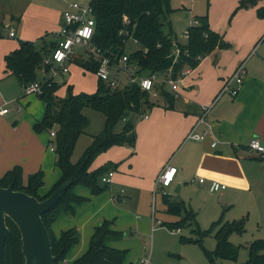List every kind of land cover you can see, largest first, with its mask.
<instances>
[{
	"label": "crops",
	"instance_id": "1",
	"mask_svg": "<svg viewBox=\"0 0 264 264\" xmlns=\"http://www.w3.org/2000/svg\"><path fill=\"white\" fill-rule=\"evenodd\" d=\"M60 1L64 10L71 2ZM36 5L31 1L26 5L23 20L13 16L17 19L13 20L17 22V28L10 27L8 41L3 42L5 45L0 51V177L15 166H21L23 173L28 175L38 171H48L51 165L58 171L54 150L50 149L52 151L50 155L45 147L46 140L34 129L35 123L41 121L44 116L46 109L44 101L37 93L21 92V88L25 87L18 77L6 71L5 56L19 47L20 40L39 43V38L44 37L46 43L54 42L61 28L64 10L52 20L45 14L38 16L36 13L41 12V9ZM52 22L57 24L55 30L53 24L49 25ZM192 22L194 24L195 20ZM209 22L211 29L217 32L212 19H209ZM12 30L15 31L14 36L10 35ZM47 33L50 34L46 36ZM186 33V41L182 42L178 36H175L176 43L187 44ZM16 38H19L18 43L10 40ZM263 45L264 35L258 41L246 39L238 48H234L232 44L228 48L217 47L204 56L199 64L179 82L178 95L171 93L173 100L168 102L164 96L151 100L153 105L143 110V114H147L148 117L137 118L134 146L111 147L99 154L91 166V169H96L106 163L115 164L116 166L111 169L115 171L114 178L107 185H111V192L114 185L126 186L128 191L122 187L118 193L114 192L109 197L106 196L109 193H106L103 196L95 195L90 198L89 204L94 205V211L90 217L85 216V221L82 223L80 215L85 214V209L88 208L85 204L88 202L79 204L81 231L87 233L88 224H92L95 219H116L111 227L119 232L127 229L129 223L135 221V218H131L136 217L139 220V216L118 205L126 206L132 201L136 203L137 198L142 199L144 203L150 202L152 196L154 197L157 177L166 165L177 169L172 183L176 192L195 185L198 198L203 194H209L207 198L203 197L201 202H197L195 207L206 208L216 215L219 212L224 215L231 211L244 215L251 214L254 208L259 210V206L264 204V156L252 152L248 144L255 137L264 143V51L261 55L258 54V50ZM131 46L134 49L130 50H135L138 45L131 43ZM240 64L245 65L246 74L239 93L235 97L224 94L217 98L226 79ZM70 66L75 65L70 63ZM45 68L37 72V82L43 83L52 79L60 83L61 87L57 92L60 97L66 95L68 85L73 86L75 94L83 91L82 87H79L80 90L76 89L73 77L66 79L65 75H59L53 78ZM80 72L84 77L86 72L83 69ZM95 77L96 88L90 93L97 90L99 79L97 75ZM167 88L169 91L170 88ZM40 103L43 105L38 113L33 107L34 104L38 106ZM9 104H13L12 109L15 108L17 112L11 116V111L7 108ZM23 105L32 108L27 111L31 116L25 115L23 118L19 116ZM204 105H212L206 123L198 126L199 132H206V139L203 141L187 139L188 133L202 115ZM3 109L8 111L2 113ZM23 123L28 125L25 129H22ZM213 142L217 143L215 147L212 146ZM59 177L60 171L53 175L51 182H48L49 185L46 184L44 177V185L39 189V193L41 195L47 193ZM200 178L204 179L203 183L199 182ZM213 182L225 185V188L219 187L216 191H211L210 186ZM79 195L83 197L88 194L86 191H80ZM64 214L70 213L60 214L53 223V228L54 225L62 222ZM153 214L155 218L156 206ZM172 217L177 216L172 215ZM160 221L165 222L161 219ZM141 222L138 223L139 227L143 225ZM71 227H74L72 223L67 229ZM64 230L55 234L59 235ZM91 233L90 237L94 234L93 231ZM126 236H130V233ZM89 243L88 246L86 243L80 246L78 250L76 249L78 243L73 246L65 262L69 263L80 257L88 249ZM125 244L112 246L108 242L109 246L121 250L125 248ZM132 260L133 258L128 255L125 257L126 264L132 263ZM133 263H139V260Z\"/></svg>",
	"mask_w": 264,
	"mask_h": 264
},
{
	"label": "trees",
	"instance_id": "2",
	"mask_svg": "<svg viewBox=\"0 0 264 264\" xmlns=\"http://www.w3.org/2000/svg\"><path fill=\"white\" fill-rule=\"evenodd\" d=\"M260 1L262 0H240L235 12L258 6ZM90 4L97 21L92 42L106 52L113 51L118 55L130 52L129 61L138 67L139 75L164 73L172 68V77L177 79L184 69L195 68L199 64L197 57L203 58L217 47L230 46L224 41L223 35L211 29L208 16L196 17V23L191 25L186 33L187 44L176 43L169 19L170 13L173 12L169 0H92ZM257 14L264 17V6L257 8ZM127 20L130 25L125 26ZM123 28L129 29L139 41L135 50H127L125 38L120 34ZM166 28L168 33L165 32ZM39 40L42 45L40 49L36 48V42L20 40L19 47L5 56L6 71L16 75L24 87L38 81L37 72L44 67V57L49 55L55 46V42L46 43L44 37ZM176 45L180 48V55L174 62L173 50ZM70 63L95 75L99 67V61L85 53L74 54ZM45 67L48 72L49 66ZM40 86L41 93L38 96L44 101L46 109L42 120L35 123L34 129L38 133L44 130L49 133L55 131V138L51 142L54 143L55 165L60 170V177L47 193L41 195L39 189L44 185V172L38 171L29 175L24 183L22 167L15 166L0 177V187L13 185L14 190L43 201L62 184L71 181L59 201L42 216L50 235L53 255L56 257L54 264H126V250L108 245L110 239L115 240L123 236L122 232L112 229V221L105 220L100 223L92 235L88 249L69 263H65V260L73 246L79 242V230L77 227H71L56 235L52 225L63 212L74 214L75 206L86 200L74 192L76 186L86 187L93 194L104 190L105 187L100 185L102 176L116 165L106 163L91 169L92 163L99 154L111 147L134 146L137 117L143 113L145 107L153 105L150 96L136 83L111 89L100 79L94 93L75 94L73 86L68 85L64 97L57 94L61 84L52 79ZM161 95L168 102L173 100V95L164 89H161ZM87 107L105 115L104 129L93 137L79 160L73 162L71 157L76 143L89 124L83 113ZM121 122L122 128L117 130V125ZM169 197L170 195L163 196L165 212L181 219L162 224L172 229L191 224L195 219L194 212L189 210L183 200L170 201ZM222 216L212 224L209 231H199L204 235L218 228L216 249L211 252L204 248L206 256L213 264H220L218 260L237 259L239 248L231 243L229 237L233 232L244 231V219L223 221ZM7 226L10 232L5 243L6 264H25L20 231L10 218H7ZM245 264H264V239L255 240L250 244V258Z\"/></svg>",
	"mask_w": 264,
	"mask_h": 264
},
{
	"label": "rangeland",
	"instance_id": "3",
	"mask_svg": "<svg viewBox=\"0 0 264 264\" xmlns=\"http://www.w3.org/2000/svg\"><path fill=\"white\" fill-rule=\"evenodd\" d=\"M30 1L34 4H37L36 7L38 9H41V12L36 13L38 16L45 14L49 19L52 20L56 19L59 15L58 13L64 10L63 3L60 0H0V51L5 45L3 42L8 41L7 38H9L8 34L10 27L17 28V22H13V20L16 18L13 16H17L23 20L25 18L24 12L27 8L26 5ZM70 1L77 2L82 6H87L92 0ZM239 1L240 0H169V5L173 9V12L169 15V19L173 25V36H178L179 40L182 42L186 41L185 33L188 27L193 25L192 20H195L197 16H208V18L210 20L212 19V21L215 23V30L223 35L224 41H226L228 44H232L234 48L240 47L241 43L249 38H251V40L257 39L258 41V39L264 35V17H260L257 14V8L264 6V0L260 1L258 6H251L249 8L241 9L235 12ZM51 24H53V28L55 30L57 28V24L52 22L49 25ZM50 32L52 33V31ZM165 32H169L168 28H166ZM10 40L12 42L16 41L18 43L19 38ZM131 48L134 49V47L131 46V43H129L127 50H130ZM48 49V53H50V47ZM263 51L264 45L258 50V54L261 55ZM69 68H71V73L66 74L65 77L66 79L73 77V81L77 90H80L79 87H82V92L84 93H90L91 91L95 90L96 77L93 73L84 70L86 73L85 76L82 77L80 74L82 68L80 66L75 65L71 67L69 65ZM43 70L44 67H41L40 71ZM48 72L51 74V67H49ZM120 76V87H123L128 84L129 81L124 71L120 74ZM22 91L25 92V88H21V92ZM42 105V103H40L38 106L34 104L33 109L40 113ZM13 107V104H9L7 106V108H9L11 111L10 116L13 113H17L15 108L12 109ZM30 109L32 110V108L27 107V105H23L21 111L19 112V116H21V118H23L25 115L31 116L27 113V111ZM83 113L88 118L89 124L85 128L84 132L80 135L76 143L73 155L71 157L73 162H77L79 160L85 149L91 144L93 137L98 135L104 129L105 125V115L102 112L87 107L83 110ZM122 125V122L119 123L117 125V130H120ZM27 126V124L23 123L22 129H25ZM39 134H41L43 139L46 140L45 147L51 155L52 151H50V149L51 145L54 147V143L51 142L52 138L50 137L49 132L44 130ZM48 168L49 167H47V169ZM58 171L60 170L58 169ZM58 171L54 169L53 165H51L48 171H43L44 177L46 178L45 180L47 182L46 184L49 185L51 182L50 179L53 178L55 173L58 174ZM28 177V174H24L23 181L27 182ZM100 185L105 188L99 194H93L91 191H89V189L79 185L74 188V192L78 195L80 191H86L88 194L87 196L83 195V197L86 198L84 202H88V204H85L88 206V208L86 207L85 214L80 215L81 223L85 221V216L88 218L93 214L94 205L91 203V205L89 204L90 198L92 199V197L95 195L103 196L106 193H109L106 195L109 197L111 194H114V192L115 194L118 193L122 187L128 191V187H124L122 185H114L112 192L111 185H107L103 182H100ZM167 191L170 194V201L183 200L188 206L189 210L194 212L195 219L191 224L189 223L184 225L178 231L177 228L172 229L168 226L157 223L156 218L167 223L168 221L177 219V217H172V215L165 212V205L163 203L162 195L157 193L154 198L152 196L150 202L147 201L144 203V201L142 202V199L137 198L136 203L132 201L126 206L115 204L121 208L130 210L134 215L139 216V220H137L136 217L131 218H135V221L133 220V223L128 222L130 225L127 227V229L120 231L123 233V236L115 240L110 239L108 241L109 244L114 246L126 243L123 250H126V256L128 255V257L133 258L131 261L132 263L136 260H139V263L136 264H142L143 260H148V264H213L206 256L204 248L211 252L216 249V230L218 228L204 235L200 234L199 231H209L212 224L221 218V212L216 215L206 208L200 209L199 207H195L197 206V202H201L209 195L203 194L201 198H198L195 185H192L181 192H176L174 186L172 185L167 188ZM153 204L156 206L155 218L153 214ZM79 207V205L75 206L76 211L74 214H64L60 224L54 225V228L52 225V229L56 233L67 229L71 223L72 226L77 227L80 233L79 242L76 245L77 250L85 243L86 246H88V243L92 237V235L90 237V234H92L91 232L93 231L94 233L96 227L105 221V218L95 219L92 224H88L87 233L81 231V228H79ZM180 219L181 217H179L176 221H179ZM222 219L223 221L244 219V231L241 233L233 232L229 237L231 243L235 247L239 248L237 259H224L218 260L217 262L220 264H245L250 258V244L255 240L264 239V204L259 206V210L254 208L251 214L245 213L244 215H239L234 211H231L225 213L222 216ZM115 220L116 219L112 218L109 221H112L113 225ZM139 221H142L141 223L143 225L141 227L138 226ZM128 233H130V236L127 237L126 234ZM121 241H123V243Z\"/></svg>",
	"mask_w": 264,
	"mask_h": 264
},
{
	"label": "built area",
	"instance_id": "4",
	"mask_svg": "<svg viewBox=\"0 0 264 264\" xmlns=\"http://www.w3.org/2000/svg\"><path fill=\"white\" fill-rule=\"evenodd\" d=\"M196 23V21H195ZM97 21L94 16V9L91 4L87 6H82L77 2L68 3L67 8L62 14V25L55 37V46L51 53L46 56L43 60L44 66H49L52 69L51 76L54 78L59 75H66L69 73L70 60L74 54L85 53L87 55H92L99 61V67L97 69L96 75L102 80L109 88L116 89L120 87L121 76L120 74L124 71L127 75L129 81L128 84L136 83L139 85L142 91H145L150 96V101L156 99L161 95V89L168 91L169 87L170 93L175 96L178 95L179 82L184 78L185 75L190 73L193 68L187 67L182 71L177 79L172 77V68H169L164 73H148L145 75L137 74L138 67L135 64L130 63L129 53L118 55L113 51H103L97 47L93 42L92 38L95 33ZM130 25V21L127 20L125 26ZM120 34L125 38L124 41L127 43H133L134 45H139V41L134 38L132 32L123 28ZM11 36L15 35V31L12 30ZM81 50V51H80ZM180 55L179 46H175L173 50L174 62L178 59ZM201 60V57H197ZM246 74V68L244 64H240L234 73L228 77L221 88L217 98L224 94H230L236 96L244 82ZM42 83L35 82L27 87H25V92L30 93H41ZM127 85V84H126ZM212 105L202 106V115L200 116L198 122L190 130L187 135V139H192L196 141H203L206 139V132H199L198 126L206 123V117ZM8 110L3 109L1 112L6 113ZM147 118V114L139 115V118ZM52 139L55 138V131L50 133ZM52 144V143H51ZM216 142L212 143V146H216ZM249 149L252 152L264 156V143L258 138H252L248 144ZM51 150H54L53 145H51ZM177 169L166 165L162 168L160 174L156 180V188L154 190V197L157 193L162 196L169 195L167 188L170 187L175 179ZM115 175L114 170L108 171L102 176V182L109 184ZM200 183L204 182L203 178L199 179ZM219 187L225 188V185H221L217 182H213L210 186L211 191H216ZM153 197V198H154ZM153 212H155V205L153 204ZM157 223L162 224L160 220ZM180 228H178V231ZM66 263V262H65ZM148 260H143L142 264H148Z\"/></svg>",
	"mask_w": 264,
	"mask_h": 264
},
{
	"label": "water",
	"instance_id": "5",
	"mask_svg": "<svg viewBox=\"0 0 264 264\" xmlns=\"http://www.w3.org/2000/svg\"><path fill=\"white\" fill-rule=\"evenodd\" d=\"M41 47V44H36L37 49ZM70 185L71 181L65 182L43 201L14 190L13 185L0 187V264H6L5 243L10 232L7 218L20 231L25 264H54L56 257L53 255L50 235L42 216L59 201Z\"/></svg>",
	"mask_w": 264,
	"mask_h": 264
}]
</instances>
